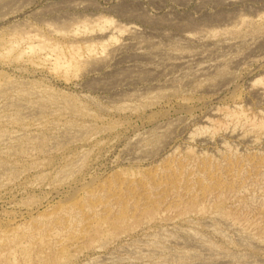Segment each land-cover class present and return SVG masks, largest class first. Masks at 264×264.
<instances>
[{"label":"rangeland","instance_id":"rangeland-1","mask_svg":"<svg viewBox=\"0 0 264 264\" xmlns=\"http://www.w3.org/2000/svg\"><path fill=\"white\" fill-rule=\"evenodd\" d=\"M0 264H264V0H0Z\"/></svg>","mask_w":264,"mask_h":264},{"label":"bare ground","instance_id":"bare-ground-1","mask_svg":"<svg viewBox=\"0 0 264 264\" xmlns=\"http://www.w3.org/2000/svg\"><path fill=\"white\" fill-rule=\"evenodd\" d=\"M121 47V46H120ZM111 51V50H110ZM118 51V50H117ZM109 52V51H108ZM92 55V54H91ZM95 58V57H94ZM95 60V59H94ZM96 61V60H95ZM209 227V226H208ZM184 234V233H183ZM200 239V238H199ZM207 250V249H206ZM210 251V250H209ZM212 254V253H211ZM161 255V254H160Z\"/></svg>","mask_w":264,"mask_h":264}]
</instances>
